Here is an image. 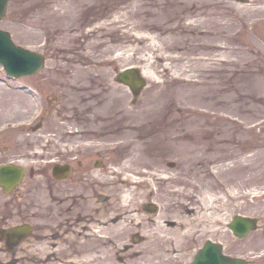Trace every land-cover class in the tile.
<instances>
[{
  "label": "rangeland",
  "instance_id": "374dc122",
  "mask_svg": "<svg viewBox=\"0 0 264 264\" xmlns=\"http://www.w3.org/2000/svg\"><path fill=\"white\" fill-rule=\"evenodd\" d=\"M0 27L45 56L18 78L0 64V139L29 142L33 166L42 151L76 156L66 179L34 175L22 246L52 248L55 221H70L61 262L102 250L114 264H186L213 239L264 264V0H9ZM128 65L145 77L138 94L114 77ZM235 214L257 228L236 236ZM1 244L6 260L20 248Z\"/></svg>",
  "mask_w": 264,
  "mask_h": 264
},
{
  "label": "flooded vegetation",
  "instance_id": "af4514ba",
  "mask_svg": "<svg viewBox=\"0 0 264 264\" xmlns=\"http://www.w3.org/2000/svg\"><path fill=\"white\" fill-rule=\"evenodd\" d=\"M32 130H35V128L32 127ZM27 133L30 134L29 131ZM9 138L13 137L9 136ZM15 140L20 142L18 138ZM9 143L7 137L0 139V165L8 163L10 166L14 167L9 175L7 184H0V243H5V245L11 249L20 247L9 256L11 258L7 259L8 264L22 261L18 260V258H27L28 260L33 259L34 262H37L41 260L42 255L34 251V247L26 246L27 244H23V246L21 245L23 242H26L25 240L30 237L37 228L35 222L31 220V218L33 219L36 210L39 208L36 207L37 201H34L31 198H34V191L39 188L38 184L41 182V179L40 177L34 178V175L44 174L45 176L43 178L46 177L45 181L50 179L51 181L54 180V182H57L61 179H66L69 175L71 176L72 171L74 170L70 160L76 158V156L70 155L71 159L65 160L59 156L55 157L52 155L51 150L49 153L42 151V153L37 154L46 164L39 163L36 166H33V159L28 156H22L26 151L33 152L30 148L31 145H29V142L20 143L24 145V149L20 144H15L18 148L13 149L11 147L12 145H8ZM48 145L49 142L47 146ZM21 149H23V151H20ZM64 165L69 166V169H64ZM95 165L96 162H94V166ZM19 166H23V169L18 170L17 168H19ZM66 171L68 172V176L62 177L61 175ZM32 194L33 196H31ZM27 199H29V203L22 202L25 200L27 201ZM64 222L58 223L55 221L54 225L62 224V227L58 229V227L55 226L56 229L51 231V235L57 237L59 233L65 230V226H74L70 221ZM72 232H74L73 229ZM2 246L3 245L1 244L0 247ZM52 246L55 247L54 241ZM60 247L61 249L63 248L62 246ZM47 248L49 249L50 245H47ZM3 258V256H0L1 264L4 263L5 259ZM47 258L43 261L44 264H47Z\"/></svg>",
  "mask_w": 264,
  "mask_h": 264
},
{
  "label": "water",
  "instance_id": "95a60500",
  "mask_svg": "<svg viewBox=\"0 0 264 264\" xmlns=\"http://www.w3.org/2000/svg\"><path fill=\"white\" fill-rule=\"evenodd\" d=\"M8 0H0V17L5 13ZM44 61V56L36 51L16 44L10 33L0 28V62L6 72L10 75H20L37 71ZM115 78L127 84L136 93L143 86L145 80L136 66H126L120 69ZM9 165L0 167L1 180L5 183L9 180L11 173ZM21 170L20 168H17ZM155 206L149 205L152 209ZM256 217L236 214L229 221L228 226L233 233L242 236L250 229L256 227ZM246 260L239 256H232L222 251V245L212 240H206L195 253L193 260L188 264H245Z\"/></svg>",
  "mask_w": 264,
  "mask_h": 264
},
{
  "label": "bare ground",
  "instance_id": "6f19581e",
  "mask_svg": "<svg viewBox=\"0 0 264 264\" xmlns=\"http://www.w3.org/2000/svg\"><path fill=\"white\" fill-rule=\"evenodd\" d=\"M188 209H189V211H192V210L195 209V207H188ZM204 214H206V213L204 212L203 214L202 213L201 214H196L195 217L191 221H196V222L200 221V219L202 218V216ZM187 219L188 218H185L184 220H187ZM189 219H191V218H189ZM97 220H98V222L96 224H94L96 227L93 228V230L91 228V225H88V224H82L81 230L83 232H86V231H89L91 229L92 232H94V233H97L99 235H104L103 233H106V232H104V230L106 231V229H109L112 226L111 222L109 220H100L99 218H97ZM184 220L183 221L181 220V223H185ZM118 222H121V221L119 220ZM86 241H87L86 239H83L81 241V243L85 244ZM54 243H55V247H52V248H49V249L47 248V246H40L39 247L40 254L44 255V257H48L47 258V264H70L71 261H73V259L75 261H81V263H83V261H86L87 264H100V261H101V264H114L111 260H108V258H109L108 255H107V257H108L107 258V257H105L104 254H101L102 250L99 251L98 253H93L91 260H88V259H77L75 256L69 255L66 259H64L61 262L58 259L57 250H59V249L61 250L60 246H62L63 248L69 247L70 246V242H69V240H65L64 234L59 233L57 235L56 239L54 240ZM88 254H89V252H88ZM18 260H23V259L22 258H18ZM2 264H8L7 260L5 259L4 263H2ZM126 264H130V263H126ZM141 264H154V263L152 261H148V262H144V263H141Z\"/></svg>",
  "mask_w": 264,
  "mask_h": 264
}]
</instances>
